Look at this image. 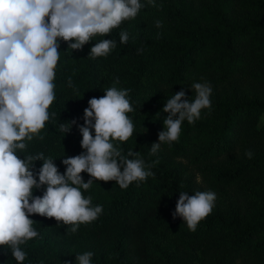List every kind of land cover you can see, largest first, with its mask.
Instances as JSON below:
<instances>
[{
    "label": "trees",
    "instance_id": "1",
    "mask_svg": "<svg viewBox=\"0 0 264 264\" xmlns=\"http://www.w3.org/2000/svg\"><path fill=\"white\" fill-rule=\"evenodd\" d=\"M155 2L156 7L142 8L110 35L94 36L83 50L60 42L56 98L49 107L55 116L50 115L39 134L44 139L35 136L18 153L23 158L43 152L64 173L62 160L84 149L77 125L67 134L59 125L73 119L83 124L88 100L115 86L130 89L134 111L128 116L134 131L126 142L113 141L114 146L124 155L129 149L138 151L155 176L127 189L115 181H94L89 190L81 189L92 197L91 206H103V213L74 234L55 218L32 215L40 235L21 245L27 253L23 264H76L66 246L70 242L75 253L92 251V264H186L181 258L196 253H208L199 264H264V152L249 159L242 149L247 142H264V96L241 89L244 83L264 89V0ZM157 20L162 27H156ZM123 31L129 34L127 44L120 43ZM102 39H113L116 47L107 57H88L92 45ZM117 77L119 84L114 83ZM194 82L232 88L211 96L212 108L203 109L194 124L185 120L178 141L162 143L150 155L164 130V103L182 89L194 99ZM34 163L38 170L43 162ZM193 167L210 190L235 189L249 206L229 214L213 210L190 231L173 212L180 192L198 191L189 171ZM82 176L90 178L87 172ZM42 194L34 190V195ZM0 264H17L7 246H0Z\"/></svg>",
    "mask_w": 264,
    "mask_h": 264
},
{
    "label": "clouds",
    "instance_id": "2",
    "mask_svg": "<svg viewBox=\"0 0 264 264\" xmlns=\"http://www.w3.org/2000/svg\"><path fill=\"white\" fill-rule=\"evenodd\" d=\"M148 5L157 6L155 0H146V4L141 0H0V246L11 249L17 264H23L27 255L21 245L40 235L33 228L32 215L55 218L69 226L68 234H74L81 224L103 213V206H91L92 197H85L81 189L89 190L94 181H115L127 189L133 182L155 176L152 165H146L138 151L129 149L124 155L114 146L113 141L126 142L134 131L128 116L134 111L130 89L115 86L88 100L83 124L73 119L59 125V131L66 134L77 125L84 149L62 160L64 173L43 152L23 158L18 154L35 136L44 139L39 134L50 115L55 116L49 107L56 98L60 42H67L72 50H83L94 36L110 35ZM155 25L162 27V21ZM128 41V32H121L120 43ZM115 47L113 39H102L92 45L88 57H107ZM114 83H120L118 77ZM68 86L73 87L71 78ZM191 88L194 99L182 89L164 103L162 112L168 114L164 130L158 133L150 155H155L162 143L178 141L185 120L194 124L203 109L212 108L210 83L194 82ZM245 155L251 159L254 154L248 150ZM35 161L43 162L38 170ZM84 172L90 176L87 181ZM35 189L43 194L34 195ZM216 198L212 191H195L194 195L180 192L173 217L182 218L195 232L199 222L213 211ZM93 256L92 251L77 254L76 264H92Z\"/></svg>",
    "mask_w": 264,
    "mask_h": 264
},
{
    "label": "rangeland",
    "instance_id": "3",
    "mask_svg": "<svg viewBox=\"0 0 264 264\" xmlns=\"http://www.w3.org/2000/svg\"><path fill=\"white\" fill-rule=\"evenodd\" d=\"M140 28L144 30L147 29L145 25H141ZM231 88L232 86L228 84L217 86V88L215 89L212 88L213 92L211 96L215 95L216 93L220 94L225 90L229 91L231 90ZM241 89L248 94H258L260 95V97L264 96V89L254 84L244 83L243 86H241ZM262 118H264V116ZM261 146H262V150L259 151V148ZM242 149L245 152L251 150L254 155H257L260 152H264V142L262 143V145L260 142H251V143L247 142L242 147ZM189 171L190 173L194 174V179L198 191H212L203 181V176L201 175V173L198 171L197 168L194 167L190 168ZM212 192L216 193V197H217L213 208L214 211H225L227 214H229L231 211L236 210L239 206H245V207L249 206L248 201H246L243 198V196L240 194V192L235 189H225V190L212 191ZM73 243L74 242H70L66 246L70 252V259L76 260V255L82 252L75 253L74 250L76 249V247L75 244ZM84 252H87V250H85ZM207 255L208 253H204L202 257H200L199 254L196 253L190 256H183L181 258V261L186 264H199L201 258H204Z\"/></svg>",
    "mask_w": 264,
    "mask_h": 264
}]
</instances>
